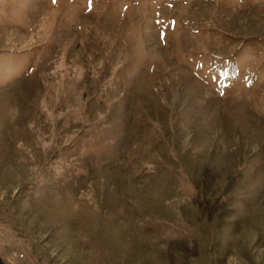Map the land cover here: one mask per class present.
<instances>
[{"label":"rangeland","instance_id":"374dc122","mask_svg":"<svg viewBox=\"0 0 264 264\" xmlns=\"http://www.w3.org/2000/svg\"><path fill=\"white\" fill-rule=\"evenodd\" d=\"M263 7L0 0V264H264Z\"/></svg>","mask_w":264,"mask_h":264},{"label":"trees","instance_id":"16d2710c","mask_svg":"<svg viewBox=\"0 0 264 264\" xmlns=\"http://www.w3.org/2000/svg\"><path fill=\"white\" fill-rule=\"evenodd\" d=\"M262 11H263V13H264V7L262 8Z\"/></svg>","mask_w":264,"mask_h":264},{"label":"bare ground","instance_id":"6f19581e","mask_svg":"<svg viewBox=\"0 0 264 264\" xmlns=\"http://www.w3.org/2000/svg\"><path fill=\"white\" fill-rule=\"evenodd\" d=\"M23 142V141H22ZM24 143V142H23Z\"/></svg>","mask_w":264,"mask_h":264},{"label":"snow or ice","instance_id":"6c2138e0","mask_svg":"<svg viewBox=\"0 0 264 264\" xmlns=\"http://www.w3.org/2000/svg\"><path fill=\"white\" fill-rule=\"evenodd\" d=\"M54 2H55V0H54Z\"/></svg>","mask_w":264,"mask_h":264}]
</instances>
